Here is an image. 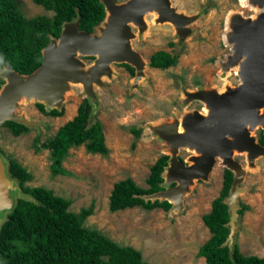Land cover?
<instances>
[{"label": "rangeland", "instance_id": "rangeland-1", "mask_svg": "<svg viewBox=\"0 0 264 264\" xmlns=\"http://www.w3.org/2000/svg\"><path fill=\"white\" fill-rule=\"evenodd\" d=\"M27 18L39 15L52 17L33 0H16ZM123 3L128 0H116ZM173 6L188 15L206 10L195 25V33L183 46H177L179 37L170 24L154 25L148 16L150 31L144 39L133 41L134 49L149 62L157 51H167L179 57L178 64L166 70L148 68L147 77L139 88L132 89L134 75L123 65H113L115 76L107 81V88L99 91L100 105L96 121L104 127L107 156L91 154L85 146L70 150L64 167L67 176H52L49 152L36 154L34 140L42 141L56 134L60 127L73 119L81 102L86 99L80 87H74L64 104V115L54 117L43 114L36 103H22L18 113L40 122L38 129L16 137L5 125L0 127V148L5 157L18 160L34 176L31 187H46L56 195L72 201L70 211L79 213L94 205V214L85 226L100 230L122 246L140 250L144 260L151 264H206L198 257L200 247L210 238L203 216L211 211L213 201L223 188L225 168L218 162L210 175V182L199 181L191 194L186 196L185 210L174 216L162 208L152 211L141 207L112 213L109 210L110 195L114 185L131 177L141 188L148 189L147 179L151 168L164 155L166 147L152 137L147 123L170 120L173 115L182 116L187 110H202L200 102L187 108L181 104L182 86L196 89L198 85L222 87L224 81L218 76L217 61L224 59L230 48L224 44L225 23L229 12L242 10L246 16L254 12L242 7L240 0H172ZM137 32V27H134ZM176 39V40H175ZM93 59H86L92 63ZM232 85L239 84L233 72L228 77ZM142 130L136 139L132 129ZM262 130L255 132L259 141ZM134 143L136 145L134 146ZM191 155L182 151L181 160ZM236 159L247 169L242 186L248 188L241 197L242 205L249 206L242 215L237 243L244 255L264 258V157L257 160V168L249 169L247 155Z\"/></svg>", "mask_w": 264, "mask_h": 264}, {"label": "water", "instance_id": "water-1", "mask_svg": "<svg viewBox=\"0 0 264 264\" xmlns=\"http://www.w3.org/2000/svg\"><path fill=\"white\" fill-rule=\"evenodd\" d=\"M106 16L94 28L93 33L82 31L81 15L65 22L59 38L51 37L42 51L43 63L31 74H21L7 65L0 70L4 81L0 88V127L8 121L26 126L40 127V122L18 113L22 103L42 104L47 112L64 111V104L74 87L80 86L92 109L89 126L95 124V114L100 105L99 91L107 88V81L115 76L113 65L127 64L135 69L132 89H137L147 77L151 67L143 55L134 49L136 31L144 39L150 31L148 15L158 14L156 24L172 23L182 30L184 43L195 33L194 25L206 10L188 15L173 6L172 0H100ZM248 9L254 13L246 16L242 10L231 11L225 23L224 44L230 53L217 61L223 62L218 76L224 81L217 85L196 89L182 86L181 104L187 108L194 102L203 105L202 110H187L182 116L173 115L170 120L147 123L153 138L165 147L169 156L161 176L163 190L139 196L147 203L169 202L170 216L185 210L186 196L191 194L199 181L210 182V175L218 161L233 173L234 181L223 202L228 206L230 221L226 225L229 235L223 247L235 252L240 227L242 204L240 197L248 191L244 184L248 171L236 160L238 154L248 155V168H257L256 162L264 157V145L256 136L264 133V0H247ZM93 59L92 63L86 62ZM142 64L141 73L130 59ZM219 67V66H218ZM233 72L239 77L234 86L228 80ZM182 151L191 155L180 159ZM237 154V155H236ZM221 164V163H220ZM237 171H236V169ZM20 199L35 201L20 187L10 172V162L0 148V231L8 216L16 209Z\"/></svg>", "mask_w": 264, "mask_h": 264}, {"label": "trees", "instance_id": "trees-1", "mask_svg": "<svg viewBox=\"0 0 264 264\" xmlns=\"http://www.w3.org/2000/svg\"><path fill=\"white\" fill-rule=\"evenodd\" d=\"M45 10L53 12L52 17L39 15L27 18L16 0H0V70L7 65L21 74H31L43 63L42 51L50 43L51 37L59 38L65 22L81 15L82 31L94 32L106 16L100 0H33ZM179 57L167 51H157L150 58L151 68L166 70L178 64ZM133 75L135 69L123 64ZM4 83L0 79V88ZM45 115L61 117L64 111L47 112L44 105L37 104ZM91 105L84 99L76 116L59 128L55 135L42 141L34 140L36 154L49 152L52 176H67L64 162L70 150L85 146L91 154L107 156L104 127L100 121L89 126ZM14 136L30 132L26 126L8 121L5 124ZM136 139L142 130L132 129ZM260 143L264 145V133ZM136 143H134V146ZM169 156L162 155L152 166L147 179L148 189L141 188L131 177L117 182L110 195L109 210L112 213L141 207L152 211L162 208L169 211V202H146L141 195L163 190L161 176L167 166ZM10 172L19 181L23 191L35 201L20 199L16 209L8 216V221L0 231V264H151L144 260L140 250L132 246H122L103 234L100 230L85 226V221L94 214V205L83 208L79 213L70 211L72 201L56 195L46 187L28 185L34 178L18 160L8 157ZM233 173L225 170L222 191L213 203L211 211L203 216L209 229L210 238L200 247L198 257L206 264H264V258L244 255L237 243L230 255L229 247H223L230 221L228 206L223 202L233 184ZM249 209L242 205L240 213Z\"/></svg>", "mask_w": 264, "mask_h": 264}, {"label": "bare ground", "instance_id": "bare-ground-1", "mask_svg": "<svg viewBox=\"0 0 264 264\" xmlns=\"http://www.w3.org/2000/svg\"><path fill=\"white\" fill-rule=\"evenodd\" d=\"M105 2H106V4L107 5H109V3L107 2V0H105ZM240 4H241V6L244 8V7H246V8H248V5H247V0H240ZM230 13V12H229ZM187 14V13H186ZM152 15V17H153V19H152V21H154V25H162V24H160V23H157L156 24V20L158 19V14H156V13H151V14H149L148 16H151ZM228 16V15H227ZM147 20H148V22L150 23V21H149V19L147 18ZM167 24H170V25H172L173 27H174V29H175V31L177 32L176 34H175V36L177 35L178 37H179V39L178 40H176L177 42L178 41H180L181 39H182V32H186V31H184V30H182V28L181 27H179V26H175V25H173L172 23H167ZM150 25H151V23H150ZM132 27H137V32H136V39L137 38H139L138 37V32H139V27L137 26V25H134V24H132ZM134 29H136V28H134ZM135 40V39H134ZM131 60V62L138 68V72H139V74L141 73V68H142V64H141V62L140 61H138V60H136L135 58H132V59H130ZM223 62H219V69L221 68L222 69V67H223V64H222ZM77 87H80V86H77ZM149 128V127H148ZM150 130V129H149ZM151 132V131H150ZM244 154H246V153H243V154H236L237 156H240V155H244ZM247 155V154H246ZM236 156V157H237ZM235 157V158H236ZM247 157H248V155H247ZM237 160V159H236ZM218 162H220L221 163V165H223L224 166V168H226L225 167V165H224V162H222V161H218ZM243 166V165H242ZM236 169V168H235ZM236 171H237V169H236Z\"/></svg>", "mask_w": 264, "mask_h": 264}, {"label": "flooded vegetation", "instance_id": "flooded-vegetation-1", "mask_svg": "<svg viewBox=\"0 0 264 264\" xmlns=\"http://www.w3.org/2000/svg\"><path fill=\"white\" fill-rule=\"evenodd\" d=\"M262 133H263V131H262ZM223 180H224V177H223Z\"/></svg>", "mask_w": 264, "mask_h": 264}]
</instances>
